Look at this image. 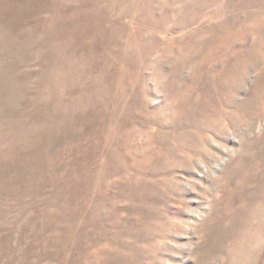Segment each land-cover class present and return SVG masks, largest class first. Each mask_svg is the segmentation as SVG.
<instances>
[{
  "label": "rangeland",
  "instance_id": "obj_1",
  "mask_svg": "<svg viewBox=\"0 0 264 264\" xmlns=\"http://www.w3.org/2000/svg\"><path fill=\"white\" fill-rule=\"evenodd\" d=\"M0 264H264V0H0Z\"/></svg>",
  "mask_w": 264,
  "mask_h": 264
}]
</instances>
